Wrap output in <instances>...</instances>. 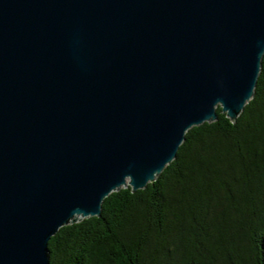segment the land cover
<instances>
[{
	"label": "water",
	"instance_id": "1",
	"mask_svg": "<svg viewBox=\"0 0 264 264\" xmlns=\"http://www.w3.org/2000/svg\"><path fill=\"white\" fill-rule=\"evenodd\" d=\"M263 51L264 0H0V264H50L60 226L234 121Z\"/></svg>",
	"mask_w": 264,
	"mask_h": 264
},
{
	"label": "trees",
	"instance_id": "2",
	"mask_svg": "<svg viewBox=\"0 0 264 264\" xmlns=\"http://www.w3.org/2000/svg\"><path fill=\"white\" fill-rule=\"evenodd\" d=\"M215 110L152 182L121 186L98 216L60 226L50 264H264V51L236 119Z\"/></svg>",
	"mask_w": 264,
	"mask_h": 264
}]
</instances>
